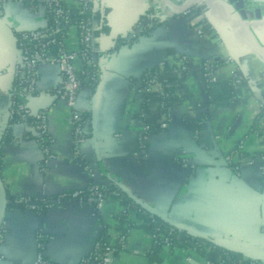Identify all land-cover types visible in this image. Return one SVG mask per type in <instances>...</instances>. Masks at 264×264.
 <instances>
[{
  "label": "crops",
  "instance_id": "crops-1",
  "mask_svg": "<svg viewBox=\"0 0 264 264\" xmlns=\"http://www.w3.org/2000/svg\"><path fill=\"white\" fill-rule=\"evenodd\" d=\"M169 1L178 5L188 0ZM222 1L246 26L248 39L226 24L198 34L203 18L186 20L165 0H94L93 10L106 31L93 39L95 87L82 88L77 97L76 108L87 119L82 159L73 153L71 109L55 93L59 70L42 66L36 91L20 97L31 114L47 115L55 158L46 159L34 127L7 120L18 34L46 27V0H0V226L6 229L0 261L35 264L37 235L43 236V253L52 264H78L102 232L117 242L124 207L116 198H107L99 212L67 201L39 214L14 203L20 197L51 199L96 182L122 186L158 216L264 264V171L257 164L264 154V0ZM152 16L163 23L140 34L141 23ZM65 41L68 50H79L76 29L68 30ZM182 56L189 70L179 89L181 101L169 127L152 132L148 162L140 164L134 156L143 126L136 80L164 63L176 66ZM205 60L217 63L208 88L201 69ZM237 73L243 82L234 86ZM193 121L200 124L197 135ZM240 144V162L252 163L244 164L236 178L225 157ZM133 221L110 264H148L151 234L139 219ZM187 256L182 249H166L159 264H205L195 253L192 263Z\"/></svg>",
  "mask_w": 264,
  "mask_h": 264
},
{
  "label": "built area",
  "instance_id": "built-area-1",
  "mask_svg": "<svg viewBox=\"0 0 264 264\" xmlns=\"http://www.w3.org/2000/svg\"><path fill=\"white\" fill-rule=\"evenodd\" d=\"M94 0H77L75 9L77 10L78 16H83L87 11L93 9ZM205 0L196 1L194 4L202 5L205 4ZM45 8L49 13L51 12L54 16V24L56 27L62 23H71L70 28H74L77 31L79 50L70 51L66 46V39L57 41L55 38H49L48 30L45 28L31 31H22L18 34V49L19 59L15 64L11 75L13 78V84L9 93L11 98V105L7 113V120L13 122V116L17 112L19 119L17 122L27 123L34 127L37 135L36 142L40 145L42 152L46 159H53L55 156L51 153L49 145L52 138L49 134V123L47 115L44 111H39L35 114H31L25 105L20 101V97L31 95L36 91L37 87V74L39 69L44 65H50L56 67L61 75L60 85L56 88V96L64 100L69 108L71 109V126L73 135V153L78 159H82V147L87 139V119L85 115L76 108L77 97L81 90L80 82L78 80V72L84 66H89L92 59L94 48L93 43V30L95 29V23L88 18H74L64 0H46ZM209 8V7H208ZM211 8L209 9V12ZM186 11L184 14H186ZM1 13V9H0ZM151 20H156L154 16ZM216 29L215 27H213ZM197 33L203 35L201 26L197 28ZM50 47H55V53H50ZM202 71L204 77L205 87L208 88L213 81L215 67L212 60H205L202 63ZM176 69L179 74L185 75L189 70V61L185 56L179 58ZM141 83L140 77L136 80L135 86L139 93L156 91L161 96H168L165 88H169L171 85L162 84L158 81L156 75H150V78L145 81L143 88H138ZM234 86L241 84V77L234 76L232 80ZM162 114L155 120L149 122L142 121V131L139 135L137 150L134 152L135 158H146L145 146L148 145L150 137L153 132V128L158 126V129L165 130L169 127L172 121L173 108L162 104ZM32 117V121L29 123L28 118ZM198 129L194 130V135H197ZM242 144L238 145L234 154L225 157V162L228 167L237 175L240 174L244 164H251L252 160L241 161ZM240 160L235 161L234 156ZM240 155V156H239ZM183 166L188 167V162L183 161ZM259 171H264V154L260 155L257 160ZM91 172L90 168L88 167ZM104 184L92 182L83 189H78L70 192H63L51 199H31L28 197H20L14 201L16 205H21L31 211H37L39 207L58 206L61 207L64 203L76 202L83 207H90L94 212H99L106 201L104 194ZM85 194L88 197H85ZM129 211L128 208L124 207L123 213ZM130 228L120 233L118 237L119 243H124L126 236ZM6 229L4 225L0 226V243L4 240ZM154 241L159 237L160 243H163L167 249L170 247V239L164 234L152 235ZM43 236L37 235V247L38 253L36 256L35 264H52L44 256L43 253ZM188 256L186 261L192 263L191 254L193 252H186ZM114 257L113 248H102L101 237L94 242L91 252L83 258L78 264H110ZM247 264H261L257 259H247ZM205 264H213L207 260ZM220 264H224L221 261Z\"/></svg>",
  "mask_w": 264,
  "mask_h": 264
},
{
  "label": "trees",
  "instance_id": "trees-1",
  "mask_svg": "<svg viewBox=\"0 0 264 264\" xmlns=\"http://www.w3.org/2000/svg\"><path fill=\"white\" fill-rule=\"evenodd\" d=\"M203 10V6H192L186 14L181 16L188 20L192 18V15L199 16ZM70 11L72 13V17L74 18H88L92 22L97 23L98 29L93 30V37L95 34L106 31L104 21L98 14L95 13L93 9L87 11L83 16L77 15L75 6H71ZM46 16L48 21L45 29L48 30L49 38H55L57 41L66 39L67 32L70 29L71 23H62L60 26L56 27L54 24L53 14L51 12L49 13V11L46 10ZM203 22L204 19L200 20L198 22V26H201ZM162 23L163 22H159V20H146L145 22L141 23L143 27L140 30V34H144L150 28H153L154 26ZM149 24L150 26H148ZM201 30L204 35L213 32L210 26H202ZM92 46L94 48V43H92ZM116 46L120 45L117 44ZM55 51V47H50V53H55ZM212 63L216 68L217 63L215 61H212ZM152 74L156 75L158 81L162 84H169L171 86L164 89L168 94V96L166 97L161 96L156 91L142 93L141 110L139 113V117L143 122H149L153 119L157 120L161 116L163 111L161 109L162 104L174 108L181 101L179 89L185 80L183 78V75L179 74V71L176 69L175 65L164 63L161 66L146 71L140 77L141 83L139 84V89L144 87V82L147 81ZM236 75L240 77L239 73H237ZM96 76V65L92 62L91 59L90 65L84 66L81 71L78 72L80 88L93 89L96 83ZM242 82L243 80L241 78V83ZM18 119L19 115L16 112L13 116V122H17ZM28 121L29 123L32 121L31 116L28 118ZM191 123L192 126L195 127V129H199L200 124L197 121H193ZM156 129H158V126H155L152 130L154 131ZM147 146L148 145H146L144 149L147 155L146 158H137L140 164H146L148 162L149 158L147 153ZM104 194L106 198H116L120 200L123 207L129 209V211H126L125 213L121 212V214L118 216V220L120 222V233H123L127 228H132L135 225V222L133 221L134 217L135 219H139L141 221V227H143L150 234L156 236L159 234H164V236H167L170 239V247H168L167 250L170 252L176 249H182L188 253L193 252L213 264H220L221 261H224V264H247L248 262V260L239 252L215 245L198 237H193L187 232L165 222L156 214H152L144 210L116 185H106ZM85 197H88V195L85 194ZM44 209H46V207L41 206L36 212L41 214ZM99 237H101V244L103 249H106L108 247L113 248L114 254L122 249L123 243H119L118 241H110V239L107 238V235H105L104 232H102ZM163 250H166V248L164 247L163 243H160L159 237H157V239L153 241L152 248L146 254L148 258V264H159V257Z\"/></svg>",
  "mask_w": 264,
  "mask_h": 264
},
{
  "label": "water",
  "instance_id": "water-1",
  "mask_svg": "<svg viewBox=\"0 0 264 264\" xmlns=\"http://www.w3.org/2000/svg\"><path fill=\"white\" fill-rule=\"evenodd\" d=\"M169 5L170 7L172 8L173 12L176 13V14H181V13H185L186 11H188L193 5L194 3L197 1V0H188L187 2L183 3V4H178V5H175V4H172L169 0H165ZM206 1V4L209 8L211 9H215L219 15V17L221 18H224L225 19V22H226V25H228L227 27H229L232 31H234L235 33H237L238 35L248 39V32H247V29H246V26L242 23V21H240L236 16H235V13H233V11L229 8H226L224 5H223V1L222 0H205ZM230 2H233V0H229ZM227 10H225L224 8ZM217 28V27H216ZM219 28V27H218ZM16 63H14V66H15ZM13 66V68H14ZM13 68L11 69V71L13 70ZM10 71V72H11ZM231 174H233V176H235L236 178L238 177L233 171H231ZM240 187V186H239ZM121 190L123 192H125L136 204H138L141 208H143L144 210L152 213V214H156L155 212H153L152 210H150L148 207H146L136 196H134L132 193L128 192L126 189H124L122 186H120ZM241 189L243 187H240ZM157 215V214H156ZM158 216V215H157ZM160 217V216H159ZM162 220H164L165 222L171 224L172 226L180 229V230H183L185 232H187L188 234H190L191 236L193 237H198V238H201L198 234L188 230V229H184L182 227H180L179 225H176L175 223L173 222H170L168 221L167 219L163 218V217H160ZM202 239V238H201ZM214 244V243H213ZM217 245V244H215ZM220 246V245H218ZM223 247V246H221ZM226 248V247H224ZM228 249V248H226ZM0 264H7V263H4L2 261H0Z\"/></svg>",
  "mask_w": 264,
  "mask_h": 264
},
{
  "label": "rangeland",
  "instance_id": "rangeland-1",
  "mask_svg": "<svg viewBox=\"0 0 264 264\" xmlns=\"http://www.w3.org/2000/svg\"><path fill=\"white\" fill-rule=\"evenodd\" d=\"M197 1H200V0H197ZM200 6H203L204 7V10L202 11V13L200 14V16L204 19V22H206L207 20L209 21V24L207 25V26H210L211 27V29L212 30H214V28L213 27H217L218 28V25L219 24H217V23H219L220 21V17L219 16H214L213 18H211L210 17V15H209V9L210 8H208V6H207V4L205 3V4H202V5H200ZM193 7H199V5H197V4H194L193 5ZM194 17H197V15L195 16V15H192V18H194ZM191 19V18H190ZM219 29V28H218Z\"/></svg>",
  "mask_w": 264,
  "mask_h": 264
},
{
  "label": "bare ground",
  "instance_id": "bare-ground-1",
  "mask_svg": "<svg viewBox=\"0 0 264 264\" xmlns=\"http://www.w3.org/2000/svg\"><path fill=\"white\" fill-rule=\"evenodd\" d=\"M209 15L212 16V17H213V16H219L218 13H217V11H216L215 9H211V11L209 12ZM220 18H221V17H220ZM217 24H219V25H220V28H221L222 25L226 24L225 19H224V18H221V19H220V22L217 23ZM227 26H228V25H227Z\"/></svg>",
  "mask_w": 264,
  "mask_h": 264
}]
</instances>
